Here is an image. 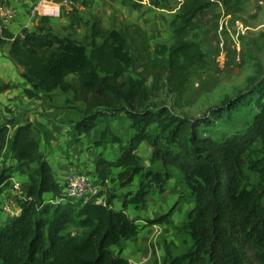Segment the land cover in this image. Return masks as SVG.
I'll use <instances>...</instances> for the list:
<instances>
[{
	"label": "trees",
	"instance_id": "1",
	"mask_svg": "<svg viewBox=\"0 0 264 264\" xmlns=\"http://www.w3.org/2000/svg\"><path fill=\"white\" fill-rule=\"evenodd\" d=\"M241 1L181 0L169 22L172 42L158 44L155 57L147 47L146 30L137 23L121 22L107 28L97 17H90L84 21L81 41L60 37L45 17L37 31L23 30L15 37L4 31L11 38V57L24 68L23 76L34 89L72 93L66 102L74 108L77 102L83 104L73 127L77 134H88L98 117L117 111L126 112L135 133L124 141L108 124L99 131L94 146L111 142L118 145L119 154L111 160L97 159L92 175L104 188L84 200L63 194L51 164L38 152L39 141L33 137L30 122L0 123V155L7 148L18 169L36 164L19 212L0 223V264H127L112 246L136 238L144 227L168 223L176 203L143 225L129 216L127 206L143 204L151 185L163 193L171 177L169 167L185 180L194 206L183 224L192 244L167 263L264 264V71H259L256 79L249 78L246 89L235 98L211 108L210 117L193 120L168 114L163 118V109L142 106L148 91L162 86L176 95L187 91L207 65V52L197 33L212 19L205 17L217 3L226 12L238 11ZM149 3L165 8L167 0ZM242 112L243 127L224 139L197 131L202 124L225 123L233 113L239 120ZM153 123L158 124L160 133H150ZM144 141L151 147V157L162 163L160 170L139 164L136 152ZM244 162L258 175V187L244 186ZM111 168L118 169L115 178L120 187L139 176L136 191L123 194L120 208L114 207L116 194L107 188L113 176ZM13 171L2 167L0 192ZM47 192L61 201H44ZM71 227L77 231H67Z\"/></svg>",
	"mask_w": 264,
	"mask_h": 264
},
{
	"label": "rangeland",
	"instance_id": "2",
	"mask_svg": "<svg viewBox=\"0 0 264 264\" xmlns=\"http://www.w3.org/2000/svg\"><path fill=\"white\" fill-rule=\"evenodd\" d=\"M156 1L160 2L162 0ZM180 1L167 0L164 11L157 13L160 21L158 27L157 24L152 27L154 18L145 16L147 11L144 7L147 4L141 6L139 11L145 18L142 17V23L138 21L137 24L147 32V47L152 57L156 56L154 49L158 44L165 43L169 45L172 42L169 22L179 10ZM97 18L99 19V17ZM206 18L212 19L206 26L197 31L199 41L207 52L206 67L199 70L198 76L191 81L185 93L176 95L170 92L167 87L162 86L159 89L148 91V97L142 103V106H147L152 110L163 109V118L167 117L166 115L168 114L177 118H190L193 120L205 115L210 117L211 108L220 105L226 99L235 98L241 91L246 89L249 78L256 79L260 73L259 71H264V0H242L240 10L235 12H226L225 7L217 3L212 7ZM103 21L105 24H108V26H104L107 28L119 26L121 22L126 23L120 20V15L116 11L110 17H105ZM153 35L155 36L154 38ZM82 39L83 37L78 41ZM219 41H224L227 47L226 58L214 56V51L217 53L215 43L217 44ZM138 71L132 73V76L135 77ZM127 74H131L130 70ZM150 83L151 77L148 78L147 85L149 86ZM69 95L71 96L72 93ZM62 99L64 98L62 97ZM61 104L62 102L60 101ZM76 107H72L74 111L72 113V120L74 121L81 117L84 108L83 104L79 102H77ZM60 108L62 109V107ZM243 113L239 115V120L236 119L237 114L233 113L231 119L225 121V123L202 124L197 127V131L201 135L224 139L243 127V120H240ZM107 124L124 141L135 133V129L132 127L131 121L124 111L113 112L105 117H98L96 127L90 131L85 140L86 143L90 144L86 149L88 154L87 159L91 162L97 161L100 157L111 160L119 154L117 144L111 142H107L102 146H94L93 144L94 139L98 137L99 131ZM148 129L152 135L160 133L157 123H153ZM151 151L149 144L144 142L140 144L136 154L139 158V164L144 169L157 171L161 166L157 163V160L151 157ZM255 154L253 153L252 155ZM2 167H4V164L1 161L0 171ZM15 167V171H20L17 165ZM34 167H36V164L32 163L27 168H20L22 172L19 173H23V179L17 181L20 183V186L18 185L20 191L15 190L16 193L13 196H10L9 193H4V198H2L3 196L0 198V211L3 209L2 205L5 202L14 207L20 205L19 203L26 197L25 191L29 185L28 183H30ZM168 169L172 180L169 186L167 181L163 193L159 192L155 185H151L143 204L139 206H127L129 216L139 225H143L146 219L154 218L168 211L176 203L168 218V223L144 227L139 236L137 235L134 239L122 242V252L127 249L131 251L132 256H137L138 254L143 255L141 257L151 255L148 256V259L143 260L144 264H152L151 259L156 258L159 254L162 259L161 264H167L170 257L184 253L192 244L188 229L183 227V224L187 220L188 210L192 206V198L190 197L192 195L184 184L185 180L181 176H178L180 174L173 167H169ZM82 172L89 175L94 173V171L87 169ZM138 177L124 188L120 187L116 178L112 176V180H108L107 182V188L113 190L116 197L122 198L126 191H136ZM177 179H179L178 182ZM242 182L246 187H258L260 185L258 175L248 168L247 162H244L243 165ZM56 183L61 185L62 180L57 178ZM93 186L96 191L104 188L98 179H94ZM120 188H124V191H119ZM261 203L264 204V198ZM9 217L8 215L0 216V223L8 221ZM67 231H77V229L71 227ZM114 251H117V248H114Z\"/></svg>",
	"mask_w": 264,
	"mask_h": 264
},
{
	"label": "crops",
	"instance_id": "3",
	"mask_svg": "<svg viewBox=\"0 0 264 264\" xmlns=\"http://www.w3.org/2000/svg\"><path fill=\"white\" fill-rule=\"evenodd\" d=\"M82 2H73L70 4L69 8H65L58 0H47L38 7L36 14L32 16L31 9L36 3V0H0V22L3 24L5 33L15 37L21 35L23 30L37 31L41 25L42 18L45 17L52 31L57 35L69 36L72 39L80 40L86 30L84 21L90 17H99L101 24L103 26H108L103 20L105 17H110V15L116 11L117 14L120 15V20L128 24L138 23V21L142 23L145 17L141 15L139 10L142 5L147 4V6L144 7L147 11L145 16L154 18L152 27L156 24L158 27L160 21L157 17V13L164 11V8L156 7L148 3L149 0H85L83 3ZM135 3L139 4V6L134 5ZM5 7H14L16 9V13L8 20H5L3 15V8ZM154 37L153 35V38ZM10 42L11 38L9 37L0 41V123L9 122V126L14 125L15 122L31 123L33 137L39 141L38 152L49 164H51L55 181L57 178L63 181V176L70 170L87 169L95 171L96 161L91 162L87 159L88 154L86 148L90 146V144L86 143L85 140L90 132L88 134H77L73 129L74 122L76 121L72 120V113L74 112L72 110L73 106L66 102V98H70V93L66 95L59 90L45 93L38 89H34L32 84L23 76L24 68L11 57L9 52ZM28 90L32 91L34 94H30ZM61 96L64 99H62ZM60 101L62 102L61 105ZM60 107H62V109ZM6 155H8V157H6ZM1 161L4 167L8 166L14 169L7 184L1 189L0 198L2 196V198H4V193H9L10 196H13L16 193L15 190L20 191L18 188L20 183L17 181L23 179V173H19L22 172L20 168V171H15L16 161L7 148H5L0 155V164ZM157 163L162 167L160 161ZM111 172L113 178H115L118 169L111 168ZM137 177L138 176H135L134 180H136ZM171 178L172 177L168 180V186L172 180ZM178 180L179 179H177V182ZM124 188H120L119 191H124ZM51 195L50 192L44 193L43 200H49ZM190 197L192 198L191 207H193L194 197L193 195ZM122 201L123 197L119 198V196H117L113 201L114 207L120 208L122 206ZM128 206L135 205L129 204ZM191 207L188 211L192 209ZM3 215L10 216L9 211L2 209L0 211V216ZM12 217L13 216H10L9 220ZM5 222H1V224ZM122 242L118 246H112V249L114 250V248H117L115 252L120 253L121 256L126 258L127 264H144L143 260L151 256L144 255V257H141L143 255L139 254L137 256H132L131 251L127 249L122 252ZM151 263L161 264L162 259L160 254L156 258H152Z\"/></svg>",
	"mask_w": 264,
	"mask_h": 264
},
{
	"label": "built area",
	"instance_id": "4",
	"mask_svg": "<svg viewBox=\"0 0 264 264\" xmlns=\"http://www.w3.org/2000/svg\"><path fill=\"white\" fill-rule=\"evenodd\" d=\"M47 0H36V3L31 9V15L34 16L37 12L38 7L46 2ZM65 8H69L70 4L73 2H82L83 0H58ZM16 13V9L14 7H5L3 8L4 19H10ZM7 38L4 35L3 24L0 22V39ZM217 53L214 51V56L216 57H224L227 56V47L224 44V41H219L217 44ZM84 171V170H82ZM81 169L70 170L63 176L62 184L60 185L63 194L67 197H73L77 199H84L97 191L94 189L93 183L94 179H97L94 175H89L88 173L82 172ZM62 198H50L46 202H50L52 204H58ZM2 208L5 211H9V215L12 216L17 215L20 210L19 206H10L6 202L3 203ZM10 215V216H11Z\"/></svg>",
	"mask_w": 264,
	"mask_h": 264
}]
</instances>
